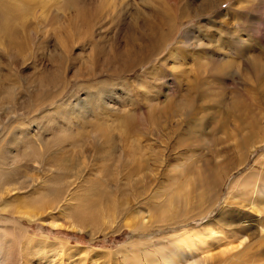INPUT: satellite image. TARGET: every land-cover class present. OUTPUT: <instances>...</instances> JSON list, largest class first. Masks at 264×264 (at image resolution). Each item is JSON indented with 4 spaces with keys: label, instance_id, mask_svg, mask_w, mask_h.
Instances as JSON below:
<instances>
[{
    "label": "rangeland",
    "instance_id": "obj_1",
    "mask_svg": "<svg viewBox=\"0 0 264 264\" xmlns=\"http://www.w3.org/2000/svg\"><path fill=\"white\" fill-rule=\"evenodd\" d=\"M0 2V21L5 14L11 22L0 23V35L9 34L0 37V83L17 85L12 94L0 92V169L40 179L47 157L58 154L71 165V180L90 178L83 189L98 184L108 201L88 198L101 204L95 215H79L74 199L61 203L62 212H53L58 226L22 219L31 238L21 241L27 235L16 229L12 255L0 264L162 262L156 245L211 227L209 237L222 238L206 264H264V219L229 193L242 173L264 170V0ZM86 85L92 98L80 88ZM26 127L50 145L60 133L46 159L29 151ZM189 158L230 164L216 204L181 223L161 221L160 212L151 218L168 198L170 176L181 175ZM144 215L151 220L143 225ZM0 217L3 225L17 221L4 210ZM241 236L249 247L238 253Z\"/></svg>",
    "mask_w": 264,
    "mask_h": 264
},
{
    "label": "bare ground",
    "instance_id": "obj_2",
    "mask_svg": "<svg viewBox=\"0 0 264 264\" xmlns=\"http://www.w3.org/2000/svg\"><path fill=\"white\" fill-rule=\"evenodd\" d=\"M2 2H0V4H2L3 6ZM9 12L12 13L11 11ZM4 16L5 14L3 15V18H2L3 21H4ZM167 16L168 18L169 16L171 17L170 14H168ZM9 17L10 16H8V18ZM3 21L2 20L0 21V23L2 22L1 24L3 26H6V24L10 22L9 20H7L8 23H6L5 21L3 22ZM0 30H3V32H5L4 29H0ZM9 31L10 30H8L6 33H8ZM12 31H14V28L12 29ZM10 33L12 37L15 35L13 34V32H10ZM15 33L17 34V31ZM1 34L3 35V33ZM2 35H0V37ZM3 36H6L5 38H7L8 36L7 39H9V34H5ZM14 38L15 37H13V40ZM15 42L11 41V43H15ZM16 43L18 44V42ZM122 54L124 55V53ZM226 64L231 65L232 62L227 61ZM16 86H10V84L8 86H5L0 83V92H2L1 94H4V93L12 94L14 91H16L15 90ZM80 88H82V90L85 89L88 91V93L86 94L88 95L89 98L93 97L92 95H89V93L92 94L95 92V91L91 92L89 90L90 85H86L84 88L83 86H80ZM93 90H96V89L93 88ZM96 91H98L99 94L103 96L104 94L103 88L101 89L97 88ZM112 92L110 91L109 94H111ZM68 115L70 116V114ZM76 115L78 117L79 115H82V114H80V112H77ZM67 121L69 123L72 122L71 118H68ZM13 133L14 132H12V134ZM65 133H67V131ZM23 134H24L22 135L24 136L23 140L26 143L27 147L29 148V151L30 150L32 151L31 153L32 155H34V158L36 156L38 157V155H39L38 158H40L41 156L42 158L43 157L45 158L44 155L47 154L48 151L53 150V146L57 144L61 138L60 133L56 134L55 132L53 135L54 142L51 143L50 145L48 144V142L47 143H44L42 141L39 142V140L36 139V137H39V136H36L34 134L33 128L31 127L30 128L26 127V129H24L23 131ZM74 146H77V145H74ZM81 150L85 154L84 147ZM95 152H99L98 147H96ZM49 154L51 153H48V155ZM243 157L245 158V155ZM191 158L187 159L186 162L181 164V167H182L181 175L171 173L172 174L170 176L171 179L166 184L168 187V198L161 205L158 206L160 209L159 211L150 212V214H152L151 218H153V216L155 217L156 212H160L161 221L167 222L170 219H174L178 223H181L189 219H196L200 215L207 213L208 210L214 207V205L216 204L215 201L218 199L222 186L224 184V176L230 172L229 170L231 169L229 168L230 164L223 163V162H222L223 164H211V163L207 164V163H201L202 161L199 162L198 160H194ZM46 162H47L48 167L45 168L44 175H42L43 177L40 179L38 177L36 178L32 175H29L25 171L19 170L18 167L11 166L12 167L11 169H3V170L0 169V210H4L7 214H12L13 216H15V219L17 220V221H13L11 219L9 220V222L11 223L10 225H3L4 219L3 217H0V261H4L7 259V257L12 255V253H10L12 249L9 247L10 245L13 246L12 244L17 243L15 235L13 234L16 229L18 230L19 228V230H21L20 232H23L24 235H27L26 237L25 236L19 237V232H17L18 233L17 237H19L21 241L23 239L25 241L26 240L25 238H27V240L31 238L28 234V231L23 227V224L21 222L22 219L29 220L32 223L37 220L39 221L40 220L41 221L50 220L51 223H53L55 226H58L56 225L58 222V218L55 216V213L53 212L56 209H59V210L64 209L61 203H66L70 199L71 200L74 199V201L79 202V210H77L79 211L78 212L79 215L87 213V212H92L93 214L94 213L98 214L100 212L101 204L97 202L98 200L88 201V198L90 199L93 196V197H98L99 200L101 199L104 200L106 199L105 197L107 196V189L101 188L98 184H92L91 186L83 189V187H85V185L90 181V178L81 177L82 180L79 181L78 184L75 183L76 181L71 180L70 176L68 175L70 172L69 166L71 165L68 162H63L62 158H60V155L58 154H55L53 156L49 155L46 159ZM231 165L233 164L231 163ZM262 165H264V161L262 162ZM48 171H50V174H48ZM79 191H83V192H81L78 195ZM229 193L232 194L233 199L234 198L241 199L240 201H237L235 203L236 206L238 207L240 206L241 208H246L247 206H249L251 212L254 213L255 216L259 215L262 219H264V170H258L253 167L250 169L249 172L242 173L238 178H236L233 181L231 185V190L229 191ZM84 200H87V201H84ZM106 202L108 203V201L104 200V202H102V205L106 204ZM239 203H242V204L239 205ZM82 205H85V206L81 208L80 206ZM49 207L54 208V209L49 210ZM145 216L146 215L141 216L142 220H144L142 221L143 225L146 222H150L151 220V218H149L147 219L148 221H146ZM86 220H88L89 223L90 222L93 223L94 220L96 221L94 217L86 219ZM77 222H80V221H77ZM170 223L172 224V222ZM259 226L261 227L260 229L262 232L261 234L262 238H264V220L262 221V226L261 225ZM212 230L213 228L211 227L209 228V230L195 229V230H187V231L175 234L167 243H160L156 245L157 251L159 252L163 261L159 262L155 257H153L151 260L152 262L150 264H206L208 261H211L212 259L213 253L211 250V246L213 245L214 241H219L220 238H222V237H217V236L215 237L214 235L209 237V232L210 231L212 232ZM14 238L16 242L14 241ZM57 239L59 240L62 238L59 237ZM239 240L240 242L236 245V247L238 248L239 246H242V245H244L245 247L244 249L239 250L238 253L242 252L247 247H249L247 237L241 236ZM13 241L15 243H13ZM261 244H264V242H262ZM222 249H223L222 252H225L227 250V248L225 247ZM238 256L242 257L244 255L240 254ZM256 256L260 258L258 253L254 255V258ZM247 261L249 260L247 259ZM255 261L256 260H251V262H255Z\"/></svg>",
    "mask_w": 264,
    "mask_h": 264
}]
</instances>
